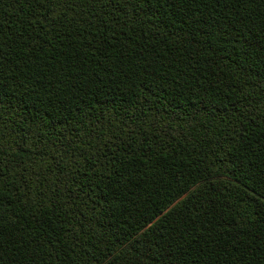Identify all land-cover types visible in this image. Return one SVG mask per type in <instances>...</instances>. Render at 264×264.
Instances as JSON below:
<instances>
[{"label": "trees", "instance_id": "16d2710c", "mask_svg": "<svg viewBox=\"0 0 264 264\" xmlns=\"http://www.w3.org/2000/svg\"><path fill=\"white\" fill-rule=\"evenodd\" d=\"M0 264H264V0H0Z\"/></svg>", "mask_w": 264, "mask_h": 264}]
</instances>
